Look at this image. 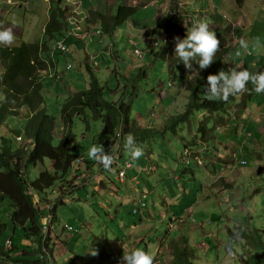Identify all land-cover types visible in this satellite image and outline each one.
<instances>
[{
    "label": "rangeland",
    "instance_id": "rangeland-1",
    "mask_svg": "<svg viewBox=\"0 0 264 264\" xmlns=\"http://www.w3.org/2000/svg\"><path fill=\"white\" fill-rule=\"evenodd\" d=\"M102 1L106 2L100 0ZM164 1L116 0V7L112 9L115 12L124 4L136 3L138 8L129 23L119 28L114 38L107 35L100 37L96 34L98 31L94 30L95 25L83 22L86 28L78 29L77 25L75 30L77 35H84L85 39L72 38L67 43L72 49L71 53L55 51V40L48 44L53 48L50 56L59 68L41 73L44 75L43 94L45 106L56 117L58 124L61 123L62 109L71 95L70 92L74 94L90 88V74L85 64H80V60L85 59L89 52L91 55H98L95 61L99 66L94 70L102 84L106 85L108 99L112 98L109 88L115 90L119 87L113 94V100L119 102L124 95L123 89L129 88L126 94L129 97L133 87H136L137 95L132 105L135 112L138 110L149 118L146 122L144 117L138 115L143 125L150 126L152 135L140 144L144 149V156L134 162L125 153L124 136L119 146L120 143L123 145L125 161L120 157V148L115 152L117 159L112 166L113 170L105 171L102 165L90 160L87 155L91 146L102 144L99 138L105 128L103 122L94 120L89 110L74 117V152L77 156H83L86 162L81 164L77 173L71 169L68 177L72 179L91 168L87 173L88 179L91 176L92 184L100 188V181L96 177L102 175L107 188L101 187L94 194L91 184L84 189L79 182L78 186L81 188L78 187L65 196L63 204L58 203L57 220L53 222L52 234L49 233L52 238L47 247L53 252L46 249L47 255L40 264H109L107 258L97 263L96 245L99 240L103 237L107 250L113 253L116 238H124L134 231L148 236L142 244L143 250H147L149 246L154 249L158 239L170 240L177 234L189 238L195 255L193 264H264V120L261 123L255 122L257 116L264 118V113L258 112L259 106L264 105V101H259L257 97L261 94L255 96L257 93L249 89L253 86L248 85V91L242 96L245 98L249 91L253 96L251 102H247L246 109H241L244 105L242 103L221 114H230L233 117L229 128L218 125L221 121L217 117L203 121L204 118L201 117L205 112L200 110V116L193 111L189 113L187 121H180L174 130H167L165 126L168 119L184 112L188 103V93L183 90L186 84L182 87V81L190 82L202 70L193 61V70L187 68L183 75H171L168 71L169 60L160 59L158 56L154 58L155 53L159 54L167 48V51L172 50L175 53V37L178 36L181 40L186 38L187 28L197 20L206 19L211 22V28L216 34L219 33L221 45L225 43L229 48V54L219 62L218 53L224 51L220 48L216 62L208 71L213 70L217 64V68L220 65L218 73L221 70L228 72L235 66L247 68L254 73L264 72L261 64H264V0H246L242 6H238L235 0H169L160 9ZM62 2L72 6L68 0ZM107 2L112 3L113 0ZM50 5L51 0H0V30L12 28L16 44L20 38L26 42L43 44L48 41L44 26L48 20ZM83 8H87V4ZM162 16H166V19H162ZM80 18L85 21V13ZM176 28L179 29L178 32ZM180 28L183 32H180ZM240 37L249 43L250 48L248 53L237 56ZM257 37L260 38L262 47L253 48L252 44ZM149 38L156 39L159 46L151 49L146 42ZM57 39L62 37L58 36ZM133 39L146 51L144 60L135 55L136 47L131 44ZM112 44H116L118 59L110 53L108 45ZM73 53L74 57L71 56ZM142 68L147 69V76L146 73L143 75ZM116 69L118 74L114 72ZM150 113H154V116ZM197 118L200 123H205L210 128L208 133H211V137L202 138L201 131H197V124H200ZM10 121L6 125L8 134L16 139L18 137L19 145L30 144L25 136L16 133L17 130L23 131L25 121L23 120V124L16 119ZM150 121L153 122L151 125ZM247 122L250 123L248 132L255 133L253 137L241 131ZM63 126L64 124H60L57 127L59 137L66 131ZM235 126H238L237 133ZM193 135L202 142L192 144L195 141ZM126 161L133 168L126 170V182L121 183L118 171ZM144 166H154V170L142 172ZM134 169H138L137 177L142 183L140 186H135L134 182L129 183ZM41 170L43 167L34 168L31 178H36ZM218 175L221 176L217 180ZM210 183L216 184L207 188L206 184ZM225 185L229 187L226 188ZM216 186L223 187V190H213L209 203L199 200ZM166 188L172 193V198L166 199L164 196L169 194ZM137 192L144 194L145 205L142 207L135 199ZM50 198L55 201L58 198L57 192H53ZM134 209L139 210L137 214H133ZM11 211L7 201L0 203V217L5 223L9 224ZM69 226L72 231L68 229ZM209 232L215 234L218 241L210 238ZM237 234L239 239H236ZM6 235L12 237L15 251L25 250L30 253L38 249L35 242L25 239L19 229L13 232L10 225ZM125 238L115 248L122 256L133 251L138 244L133 238ZM202 243L210 249L206 250ZM163 248H166L165 244ZM162 255L163 251L160 250L159 256ZM18 259L24 258L19 256ZM0 264L25 263L17 260L6 261L0 256Z\"/></svg>",
    "mask_w": 264,
    "mask_h": 264
},
{
    "label": "trees",
    "instance_id": "trees-1",
    "mask_svg": "<svg viewBox=\"0 0 264 264\" xmlns=\"http://www.w3.org/2000/svg\"><path fill=\"white\" fill-rule=\"evenodd\" d=\"M245 1L235 0L238 6H242ZM135 4L121 5L114 14L111 12H92L88 21L90 24L101 25V30L96 33L100 37L107 35L114 38L119 28L129 23L131 16L138 8ZM69 18L70 11L61 5V1L59 3L52 2L49 20L45 26V35L48 41L40 44L38 42H26L20 38L17 44L0 45V203L7 201L12 210L9 215V224L0 217V256L6 261L15 262L17 260L25 264L30 262L40 264L44 262L47 255L46 249L50 253L53 252L47 248L48 241L52 237L49 232H45V226L50 228L53 225V222L57 220L58 203L63 204L65 196L79 187L76 184V177L72 179L68 177L73 162L79 157L74 152L76 149L75 134L72 130L74 117L77 114L82 115L86 110H89L94 120L103 122L105 128L100 135L99 142L103 144L106 152L113 153V148H121V152L123 145L120 143L119 146V142L129 133L134 135L139 145L150 139V135H152L149 127L143 125L142 119H139L138 115L144 117L146 122L149 121V118L138 110L135 112L132 105L133 99L137 95L136 87H133L129 97L126 95L129 88L123 89L124 95L119 102L113 100V94L119 87L115 90L109 88L112 98L108 99L106 97V85L102 84L94 69L87 66L86 69L91 78L90 88L71 94L67 99L62 109L60 123L61 125L64 124L63 130L66 128V131L59 137L57 127L60 124L45 106L42 78L45 71L47 72L52 68L58 69L57 63L50 56L48 44L53 40L56 41L58 36L60 38L66 37L70 27ZM176 31L178 32L179 29L176 28ZM180 32H183L182 28H180ZM217 37L218 39L221 38L219 34ZM115 48L116 44H112L109 49L114 56L117 55ZM221 48L224 51L218 53L219 62L223 60L226 54H229V48L226 47L225 43L221 45ZM167 50L168 48L159 54L155 53L154 58L158 56L160 59L169 60L168 71L171 75L185 74L187 67L178 57H172L173 55L176 56L172 50ZM69 51L71 53L70 47ZM262 65L264 66V64ZM218 68L216 64L213 70H202L201 74L194 77L190 82L182 81V87L186 84L183 90L188 93V103L184 107V112L168 119L165 126L167 130H174L180 121H187L189 113L193 111L197 112V115L200 110H203L205 113L201 118L207 122L212 119L211 115L218 113L221 115L229 111L233 101L236 100V105H240L246 104V101L251 99L253 93L249 91L245 98L243 96L230 98L228 103L220 100L209 101L206 95L207 77L210 74H218ZM142 70L143 75L145 76L146 73L147 76V69L142 68ZM114 72L118 74V69ZM249 89L251 90L252 87ZM23 113L26 115L25 118ZM11 119L20 120L22 124L25 121L23 131L17 130L16 133L25 136L30 144L19 145L18 137L16 139L12 134H8L6 125H9ZM217 119L222 120L219 116ZM150 123L153 122L150 121ZM208 128L205 123L197 124V131H201L202 138L212 136L211 133H208L210 129ZM118 134L120 137H117ZM192 144H196V141L193 140ZM117 151L116 149L115 152ZM115 156L117 157L116 153ZM37 167H43V170L39 172L36 178L32 179L31 171ZM55 191L58 198L53 201L50 195ZM49 212L50 214H48ZM45 220L46 223H44ZM9 225L13 232L19 229L25 239L35 242L38 249L30 253L25 250L15 251L16 247L12 237L6 235ZM144 237V241H140L135 249L142 248V244L148 239L147 235ZM124 238H116L113 253H110L107 250L106 240L104 241L102 237L96 245L97 258H95L97 263L107 258L109 264H120L122 254L120 251L116 252L115 248ZM7 240L12 242L13 247L6 251L4 244ZM164 244L166 248H163ZM144 250L155 253V264H193L195 259L189 239L181 234L170 240L158 239L154 249L147 247V250L146 248ZM160 250L163 251L162 256H159ZM18 253H21L24 259L19 260L16 255Z\"/></svg>",
    "mask_w": 264,
    "mask_h": 264
},
{
    "label": "clouds",
    "instance_id": "clouds-1",
    "mask_svg": "<svg viewBox=\"0 0 264 264\" xmlns=\"http://www.w3.org/2000/svg\"><path fill=\"white\" fill-rule=\"evenodd\" d=\"M60 1L61 5L66 7L63 5L62 0L54 1L53 3H59ZM76 1L78 4V0ZM70 3L72 6L67 7L70 11V27L66 33L68 36L76 34L75 27L79 23L76 21L79 4L78 6L75 5L74 0H71ZM84 22H87V19H85ZM68 36L62 37V39H57V45L61 41H65L67 45ZM15 40L16 37L12 28L0 30V45L11 46L15 43ZM175 41L176 57H178L180 61H182L183 64L190 70H193V61H195V63L199 66L200 70L208 69L216 61V55L221 48L220 39H218L216 32L211 28V22L206 19L195 21L190 28H187L186 38L181 40V38L177 36L175 37ZM238 44L239 47L236 50L237 56H240L242 53L249 52L250 45L244 38H238ZM252 47H262L259 37L254 40ZM55 48L58 50L57 47ZM207 82L208 87L206 95L209 101L220 100L224 103H228L230 98L242 96L245 92H247L249 84L253 86L252 91L257 94H264V72L254 73L241 66H235L234 68L229 69L228 72L221 70L218 74H210L207 77ZM124 150L125 153L130 156L131 161L133 162L144 156L143 147L136 142L134 135L131 133L127 134L124 138ZM124 150H121L120 157L121 154L124 156ZM87 155L90 160L102 165L105 171L113 170L112 165L116 161V156L111 152H106L103 144L91 146ZM183 155H186L185 149L183 151ZM87 179L88 177L84 180H81L82 182L80 181V183H84ZM139 182L140 183L135 186L141 185L140 180ZM76 184L78 185L79 183ZM51 229L53 230L52 226H50L47 232L52 234ZM236 239H239L238 234L236 235ZM155 261V253L138 248L131 251L130 253H124L120 264H155Z\"/></svg>",
    "mask_w": 264,
    "mask_h": 264
},
{
    "label": "crops",
    "instance_id": "crops-1",
    "mask_svg": "<svg viewBox=\"0 0 264 264\" xmlns=\"http://www.w3.org/2000/svg\"><path fill=\"white\" fill-rule=\"evenodd\" d=\"M47 2H49V0H46ZM52 1V0H51ZM54 1H59V0H54ZM69 2L71 1V0H68ZM169 0H165L164 2H163V4H162V6L160 7V9H162L163 8V6H165V5H167V2H168ZM63 3V2H62ZM135 3V2H134ZM153 3H155V2H153ZM78 4H79V8H78V10H77V13H78V16H77V19H76V21L77 22H79L78 23V27H79V29H85L86 28V26L83 24V20H81V18H80V15L81 14H83V13H85V19H87V24H90L89 23V21H88V18L90 17V15H91V13L92 12H102V13H109V12H111V13H113L114 14V10H112V9H114L115 7H116V0L114 1L113 0V2L112 3H108L107 2V0H106V2H104V1H102V2H100V0H78ZM87 4V8H83L84 7V5H86ZM63 5H65L64 3H63ZM128 5V4H127ZM51 6V5H50ZM66 7H70L69 5H65ZM21 7H23V5H21ZM111 10V11H110ZM159 11V10H158ZM158 17V16H157ZM48 19H49V13H48ZM158 19V18H157ZM162 19H166V16H162ZM161 20V19H160ZM48 21V20H47ZM47 23V22H46ZM93 25H95L96 27H95V29L94 30H96V31H100L101 30V25L99 26V24H97V23H94ZM45 27V26H44ZM79 34H82V31H79ZM66 36H68V34H66ZM78 38V40H84L85 39V36L84 35H77V34H74V35H72V36H68V41H67V43L69 42V41H71L72 40V38ZM47 38V37H46ZM89 46V45H88ZM87 46V47H88ZM109 46V48H110V45H108ZM53 51V48L51 47V45H50V51ZM54 50H57L56 48H54ZM70 50L72 51V49L70 48ZM52 51L50 52V53H52ZM150 51V50H149ZM117 53V57L116 56H114V57H116V58H118L119 57V54H118V52H116ZM152 53V52H151ZM151 57H152V55L150 54V53H148ZM148 55V56H149ZM71 56L72 57H74V53L73 54H71ZM97 56L98 55H91L89 52H87V57L85 58V59H81L80 61V64L81 65H84L85 64V67L87 68V66H90V67H92L91 66V59L93 58V57H96L97 58ZM54 62H55V60H54ZM261 64H263V63H261ZM59 68V67H58ZM55 69V68H54ZM50 71V70H49ZM49 71H47V72H49ZM94 71H96V70H94ZM46 72V73H47ZM76 92V91H75ZM78 92V91H77ZM73 92H70V94H72ZM246 93V92H245ZM258 94H256L255 96H257ZM252 96H253V94H252ZM258 97V99H259V101H264V96L261 94V95H258L257 96ZM251 100H252V97H251V99L250 100H247L246 101V104H244V106H242L243 108H241V109H246V106H247V102H251ZM233 107H237V105H236V100L235 101H233L232 103H231V106L229 107V109H232ZM230 111V110H229ZM258 112H259V114L261 113V114H263L264 113V105H262V106H259V108H258ZM197 115H199V114H197ZM200 116V115H199ZM219 116V118H221L222 120H220L221 121V123L220 124H218V125H220V126H227V128H229L230 126H231V121H232V119H233V117H231L230 116V114H227V115H219V114H214L213 116L211 115V118H213V119H215L216 117H218ZM197 117V116H196ZM198 119V118H197ZM264 120V118L263 117H256V119H255V122H257V123H261L262 121ZM219 121V122H220ZM198 122H200V119L198 120ZM218 122V123H219ZM152 123H150V125H151ZM216 124V123H215ZM216 126V125H215ZM214 126V127H215ZM249 126H250V123L249 122H247V125H246V127L245 128H243L241 131H242V133H244L245 135H247V136H250V137H253L254 135H255V133L254 132H248V128H249ZM236 128L238 129V126H235V132L237 133V132H239V131H237L236 130ZM149 129H150V126H149ZM258 131H259V129H257ZM241 131H240V133H241ZM261 134V133H260ZM260 134L258 135V136H260ZM193 137H194V139H195V141L196 142H201L200 140H198L197 138H196V136L195 135H193ZM121 157H122V160H123V162L125 161V159H123V157L124 156H122V154H121ZM117 158V157H116ZM148 158H149V156H148ZM150 159V158H149ZM146 159H144V161H145ZM132 168H133V166H131ZM130 167V168H131ZM153 167V169L152 170H154V166H152ZM88 170H91V168L89 169V168H87V173H88ZM137 174H138V169H134V175L132 176V177H130L129 178V183H131V184H133V182L135 183V179H138V177H137ZM191 175H192V173H191ZM126 176H127V173H126ZM220 176L221 175H218L216 178H217V180H218V178H220ZM96 179L97 180H99L100 181V188H98L97 186H94V184H92L93 182H92V177L90 176V179H87V181L86 182H84V183H81V187L82 188H84V189H86V185H89V184H91L92 185V189H93V191H94V194L95 193H98V191L100 190V189H102V188H104V189H106L107 187L104 185V180H103V176L102 175H100V177L99 176H97L96 177ZM174 179H176V178H174ZM222 179V178H221ZM138 181H139V179H138ZM82 182V181H81ZM126 182V181H125ZM124 182V183H125ZM223 182H225V181H223ZM140 183V182H139ZM217 183V182H216ZM216 183H210V184H206V186H207V188H210L211 186H213V185H215ZM142 184V183H141ZM140 186V185H139ZM81 187H79V189L81 188ZM102 187V188H101ZM224 187H229L228 185L226 186H224ZM219 189V191H221V190H223V187L222 188H220V187H218V186H216V188H214V189H212L210 192H206L199 200H204L206 203H209V201H211V197H212V195H213V190H215V189ZM166 190L168 191V195H165L164 194V196L166 197V199L168 198V197H170V198H172V193L166 188ZM91 196V195H90ZM88 198H89V195H87V200H88ZM148 208H150L149 207V205H148ZM149 212V211H148ZM140 221L143 223V220L142 219H140ZM171 222V221H170ZM52 228H53V225H52ZM228 232H229V230H228ZM177 235H179V234H177ZM209 237L210 238H212V239H214V240H216V241H218V239H217V237H216V235L215 234H213V233H211V232H209ZM145 235L144 234H141L140 232H138V231H134V232H130L129 234H128V237H126V238H130L131 240H132V238H133V240H135L136 242H140V241H144V237ZM125 238V239H126ZM189 239V238H188ZM124 240V239H123ZM190 243V242H189ZM190 246H191V243H190ZM202 246H205L203 243H202ZM136 247H137V245H136ZM206 247V246H205ZM149 248L150 249H152L151 248V246H149ZM202 250H203V248H201ZM209 249H210V247H209ZM208 249V247H206V250H209ZM17 255V257H19V256H22V254L21 253H18V254H16ZM24 263V262H23ZM30 263H34V262H30ZM27 264H29V263H27Z\"/></svg>",
    "mask_w": 264,
    "mask_h": 264
},
{
    "label": "built area",
    "instance_id": "built-area-1",
    "mask_svg": "<svg viewBox=\"0 0 264 264\" xmlns=\"http://www.w3.org/2000/svg\"><path fill=\"white\" fill-rule=\"evenodd\" d=\"M74 2H75V5L78 6L77 1L74 0ZM146 42H147V45H148L151 49H152V48H156L157 46H159V42H158L156 39H154V38H149V39L146 40ZM131 44L134 45V46L136 47V49H135V55H136L137 57H139L141 60H144V58H145V56H146V51L143 50V49H141L140 46H139V43H137L134 39L131 40ZM57 48H58V50H60L61 52H64V53H69V52H70V51H69V47L66 45L65 41H61V42H59L58 45H57ZM148 51H149V50H148ZM95 59H96V57H93V58L91 59V66H92L93 68H96V67L99 66L98 62L95 61ZM169 85L171 86V83H169ZM152 116H154V113H152ZM117 137H120L119 134H118ZM116 149L119 150L118 148H114V149H113V154H115ZM85 161H86V159H85L83 156H79V157H77V159L73 162V165H72V169L74 170V173H77V172L80 171V169H81L80 166H81V164H82L83 162H85ZM131 166H132V164H131L129 161H126V162L124 163V166H123L122 168L119 169V171H118V178H119V180H120L121 183H123V182L125 181V178H126V170L129 169ZM152 169H153V167H147V166H144V167L142 168V172H149V171H151ZM87 177H88L87 172H84V173L78 175V176L76 177V183H79L81 180H84V179H86ZM138 184H139L138 179H135V185H138ZM138 198H139V199H138ZM135 199L138 200L137 202H138V204H139L141 207L145 205L144 202H143V201H144V194H142V193H138V192H137V193L135 194ZM138 211H139L138 209H134L133 214H137ZM46 222H47V221L45 220L44 223H46ZM48 229H49V226L46 225V226H45V232L48 231ZM68 229H69L70 231L73 230L72 227H70V226L68 227ZM4 248H5V250H9V249H11V248H12V242H11L10 240H7V241L5 242V244H4Z\"/></svg>",
    "mask_w": 264,
    "mask_h": 264
}]
</instances>
